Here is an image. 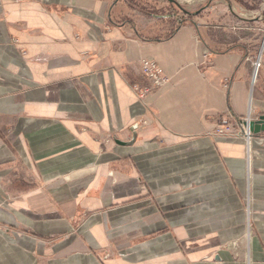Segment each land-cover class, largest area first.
I'll return each mask as SVG.
<instances>
[{"label": "crops", "instance_id": "1", "mask_svg": "<svg viewBox=\"0 0 264 264\" xmlns=\"http://www.w3.org/2000/svg\"><path fill=\"white\" fill-rule=\"evenodd\" d=\"M123 1L0 0V264H247V165L264 264V133L213 134L264 115V46Z\"/></svg>", "mask_w": 264, "mask_h": 264}, {"label": "rangeland", "instance_id": "2", "mask_svg": "<svg viewBox=\"0 0 264 264\" xmlns=\"http://www.w3.org/2000/svg\"><path fill=\"white\" fill-rule=\"evenodd\" d=\"M179 6L170 5L167 0H130L135 10L126 9V3L118 2V9H126L129 19H133L136 25L149 21L150 14H160L162 18L171 22H179L190 19L194 16H200L202 19L208 20L209 23L217 25V30H214V35L218 39H234L250 38L256 35V42L260 46H264V0H174ZM261 18V21L256 24V20ZM148 23V22H147ZM236 35V36H235ZM256 60H259L260 53ZM252 214V197L248 201ZM246 202L244 211L247 210ZM245 213V212H244ZM251 224L255 230L256 237L258 232L254 226L253 217ZM246 225V216H245ZM245 230V229H244ZM246 231L243 234V242L245 245ZM255 237V238H256Z\"/></svg>", "mask_w": 264, "mask_h": 264}, {"label": "built area", "instance_id": "3", "mask_svg": "<svg viewBox=\"0 0 264 264\" xmlns=\"http://www.w3.org/2000/svg\"><path fill=\"white\" fill-rule=\"evenodd\" d=\"M259 60L254 61V77L255 79L256 71L259 67ZM139 68L142 78L146 81L145 86H135L133 87V92L139 99L145 98L151 91L162 87L166 83V77L163 75L161 69L157 65V63L149 58H143L139 61ZM258 119V118H257ZM255 119V120H257ZM251 113L248 112L246 117L242 119H236L230 112L222 115L219 120L216 128L213 131L215 136L219 137H239L245 140V143L248 148V144L250 139L252 138V134L249 131L248 125L250 121H252ZM141 124L145 125V122ZM247 164H248V151H247ZM250 185H249V175H248V165H247V174H246V207L245 211L246 216V225H245V255H246V263L249 264L250 260V247L252 240L256 237L255 230L251 224V210L248 206V201L250 198Z\"/></svg>", "mask_w": 264, "mask_h": 264}, {"label": "water", "instance_id": "4", "mask_svg": "<svg viewBox=\"0 0 264 264\" xmlns=\"http://www.w3.org/2000/svg\"><path fill=\"white\" fill-rule=\"evenodd\" d=\"M167 2L171 5H175L176 7L179 8V6L177 5V3H175L174 0H167ZM248 128H249V131L252 135L264 133V115L258 117L257 120L250 121ZM133 142H134V135H133L131 141H129L127 143L115 141V143L117 145H121V146H128V145H131Z\"/></svg>", "mask_w": 264, "mask_h": 264}, {"label": "flooded vegetation", "instance_id": "5", "mask_svg": "<svg viewBox=\"0 0 264 264\" xmlns=\"http://www.w3.org/2000/svg\"><path fill=\"white\" fill-rule=\"evenodd\" d=\"M129 5L133 7V5L131 3H129ZM150 15L153 17H156V18L162 17L160 14H150Z\"/></svg>", "mask_w": 264, "mask_h": 264}, {"label": "trees", "instance_id": "6", "mask_svg": "<svg viewBox=\"0 0 264 264\" xmlns=\"http://www.w3.org/2000/svg\"><path fill=\"white\" fill-rule=\"evenodd\" d=\"M171 5V4H170ZM172 6V5H171ZM178 8V7H177Z\"/></svg>", "mask_w": 264, "mask_h": 264}]
</instances>
